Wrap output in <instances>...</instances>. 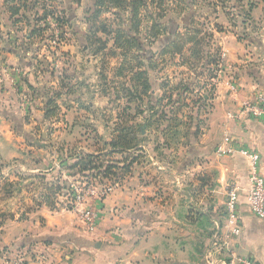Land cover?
Segmentation results:
<instances>
[{
    "label": "crops",
    "instance_id": "0c3cea01",
    "mask_svg": "<svg viewBox=\"0 0 264 264\" xmlns=\"http://www.w3.org/2000/svg\"><path fill=\"white\" fill-rule=\"evenodd\" d=\"M127 1L131 5V0ZM57 3L53 8L65 14L64 37L58 49L63 57L52 62L48 49L40 43L51 27L47 23L41 26L42 10L47 5L41 0H0V163L22 168L30 180L42 184L44 194L53 186L75 179L78 169L90 161L97 166L118 167L125 174L121 187L105 200L101 221L92 233L64 208L45 203L36 206L32 201L28 207L19 205L17 212L26 210V216H13L3 223L0 264H207L210 249L211 259L221 264L212 245L221 229L225 232L226 222L223 224L218 213L224 204V167L220 160L208 156L220 145L223 134L228 135L235 143L261 155L264 175V120L249 117L241 109L244 101L264 94V33H257L259 37L249 41V35L241 40L228 32H215L213 40L218 51L226 53L225 66L217 69V52L209 49L214 60L206 65L198 62L199 65L186 66L191 72L199 67V78L190 82V78L175 79L177 83L170 94L167 86L159 83L157 74L161 70L148 68L150 80L142 79L137 63L141 53H128L121 47L113 49V55L122 60L114 69L115 76L99 75L96 79L93 63L84 61L85 54H98L92 52L96 36L90 33L84 19L83 28L76 24L77 13L84 15L96 2ZM130 11L128 20L136 21L132 6ZM165 20H170L178 31L169 30V25L157 41L160 47L151 52L154 58L169 47L177 32L188 31L194 22L188 11L180 16L169 15ZM105 37L102 40L107 42L112 39L113 48V37ZM184 53L176 56L181 58ZM131 58L135 62L128 61ZM153 62H149L151 67ZM5 67L11 69L9 77L3 74ZM16 70L23 73L18 75ZM118 78H126L129 87L126 90L124 85V96L119 97L117 92L114 100H125L122 113L117 115L121 126L115 131L104 119L116 113L111 104V80ZM96 80L100 81L99 91L95 90ZM145 80L149 89H145ZM210 84L214 86L213 94L203 96L210 107L208 114L204 112L198 120L195 108L189 111L194 115L189 117L190 138L183 155L179 145L165 146L162 134L173 132L170 123L175 116L171 110L178 101L190 102L198 91H209ZM230 84L237 90L232 91ZM185 86L187 91L182 90ZM149 102L152 106H166L167 120L157 127L152 125L154 120L150 124L143 121L150 117L145 114ZM229 113L235 119L229 118ZM179 116L186 119V113ZM197 120L202 121L196 123ZM124 121L129 123L127 127ZM143 128L146 135L159 134L158 146L149 141L138 151L139 156H150H135L137 160L132 162L134 155L128 152L110 151L111 135L136 133L138 129L144 135ZM160 149L167 158L159 155ZM229 161L227 181L235 182L239 190L242 232L228 244L233 245L238 256L264 264V221L255 217L247 204L248 161L241 155ZM209 171L214 175L209 177Z\"/></svg>",
    "mask_w": 264,
    "mask_h": 264
},
{
    "label": "rangeland",
    "instance_id": "374dc122",
    "mask_svg": "<svg viewBox=\"0 0 264 264\" xmlns=\"http://www.w3.org/2000/svg\"><path fill=\"white\" fill-rule=\"evenodd\" d=\"M41 1L44 2V5H47L46 7L44 6V8H47V11H45L44 8L42 10V15L44 17H42L41 19V26L46 25L47 23V25L49 24L51 27L47 26L48 29L50 27V31L47 32V37L40 40V43L42 47L44 46L43 49H48L49 54L47 55H50L52 57V62H54L56 59L59 60L63 57L58 49L59 44L64 37L63 26H65V22L63 21V15L65 16V14H62L60 12L59 7L58 11L53 8L55 4L56 6L58 5V0ZM74 1L76 3H80L82 0ZM94 1L97 3V0ZM105 1L106 4L102 6V13L99 16H95V12L97 11L96 6L92 8V10L90 9V11L85 10L86 13H84V15L83 13L81 14V12L76 11V13H79H77L79 23L76 24L79 27L83 28L84 25L82 23V20L84 19V21L87 22L88 25H90V33L92 32L93 36H96V38L92 39V46H94V50H92V52L95 51L98 54L93 55L90 52L88 54H85L84 58V61L88 60L90 63H93L94 69L98 74L96 75V79L99 78V75L101 77L115 76L114 69L118 66L119 61L122 60L120 57L113 55V49L115 47H121L123 51L128 53H131L132 51H138L141 53V57L138 58L137 63L138 68H141V71H138V73H142V79L148 77V80H150L148 68H151V70L154 71L161 70L157 74L159 77V83H161V85L167 86L165 88L169 89L170 94L175 87L174 85L177 83L175 79L181 80L183 78H190V82L193 79L195 80L199 78L198 72L202 71L201 69L199 70V67L197 71L195 70L194 72H191L186 69V66H192V63L195 65H199L198 62H200V64L202 63L206 65V63H209V60H214L213 57H215V55H218L216 58L217 62L221 60L222 55L223 53H225V51H218L217 43H215V39L213 40V35L216 34L215 32H228L239 36L241 40H246V36L249 35V41H252L253 39L256 40V37H259L257 33H264V0H144V5H142L139 9L140 13L138 16V20L133 22L128 20V16L131 13V5L127 0H124L125 2L121 3H118L116 0H114V2H111V0ZM183 9H185L184 11H188L193 15L194 22L192 28H189L188 31L185 30L186 32H177V36L173 39V41L169 43V47L166 49L167 52H161V54L156 56L157 58L152 57L151 52L153 51V49L160 47V44L157 43V41L160 36L167 32L169 25V30L178 31V29H174L175 26H173V23H171L170 20H165V18L169 15L180 16L184 12ZM116 13H118L117 16L115 15ZM154 23L161 25V28L157 27L153 29ZM65 28L69 29V27L67 26ZM40 30L43 31L44 28L42 27L40 28ZM118 30H120L121 38L119 44H116V40L118 38V33L116 31ZM105 34L108 35V39H110V37H113V40H115L113 48L112 39L109 40V42L102 40L107 38L105 37ZM123 36L125 38H123ZM168 40H170V38ZM165 42L166 41L162 42V44H165ZM172 43H174L173 46H171ZM107 45L108 48L106 49ZM188 49L190 52H188ZM209 49L210 51H213L212 53H217L212 57L209 54ZM57 51L59 55L56 54ZM181 53H184L183 55H181L183 57L179 58L176 56V54ZM163 56L165 57L163 58ZM151 60L154 61L152 67L151 65H149V62ZM128 61L135 62L133 58L129 59ZM139 61L143 63V69L142 67H140L141 65ZM218 63L216 65L217 69H222L218 68ZM53 64V69H56L55 67H57V65L55 63ZM183 66L186 70L182 69ZM208 77L213 78L214 75L209 74ZM126 81V78H122L121 80L120 78H118V81L111 80V94L113 97V103L111 104L116 113H112L110 117L108 116V119L104 120L109 123L112 126V130L115 131L119 130V125L121 126V119L118 116L123 111L125 105L123 102L125 100L122 99L120 103L114 100L118 96L117 92L119 93V97L124 96L123 94H125V90L123 89V86H126V90L129 87L127 86L129 84ZM201 82L206 83L207 81ZM96 84L97 85L95 86V90L99 91L100 88L98 87V84H100V81L96 80ZM212 84L214 85V82H212ZM212 84H210L208 87L209 91H198V93L195 94L193 101L188 102L187 99H182L178 101L179 104L176 105L174 110H171V113L173 114V116H175V118L171 117L172 121L170 123L172 125L173 132L171 134H162L166 141L164 143L165 146H170V143H173V145H179L180 148H182L183 155V151H185L187 147L186 145H188L187 141L190 138V135L188 134V128L190 124L189 117L191 115H194L189 111L191 107H194L195 109L193 110L197 112L198 120L200 119V115V117H203L204 112L205 114H208L207 112H209L208 110H210V107L206 105L207 101L204 100L203 96H205L206 93H208V96L213 94L212 91L214 89V86ZM182 89H185V87ZM167 103L168 101L165 102V104ZM148 104L149 107L147 106L145 114L147 113L148 115H150V117H146L143 121L144 123H147L150 120H154L155 122L152 125L157 127L160 125V123H162V121H165L166 119V117H161V115L166 112V110L164 109L166 108V106L163 107V105H165L164 103H161L160 106H157L156 104L152 106L150 102ZM179 113L182 115L186 113V119L184 118L185 116H179ZM234 116L235 115H233L232 113H229V118L233 119ZM198 120L196 121V123H200L202 121ZM123 123V125H126V127L129 125L127 121H124ZM145 131L146 129L143 128V132L145 133L144 135L140 132V129H138L136 133H114L113 135H111V138H113L111 140V144L113 142L122 140L124 149L111 147L110 151H112V153L119 154L122 150H125V153L128 152V154L134 155L132 156V162H135V159L139 156L138 151H142V148L146 147L145 142L153 141V143L158 146L157 142L159 139V134L157 135L155 133L146 135ZM162 135L160 134V137ZM85 136L87 135H83V137ZM227 136L228 135L223 134V139ZM183 144L185 146H183ZM165 146H163V148H166ZM241 146L244 147L243 145ZM216 151L217 148L213 152V154L208 156V158L214 157L215 159L220 160L224 167L222 173V175L224 176V204L218 212L221 221H223L224 224V222H227L228 217V194L233 188H235V182L229 183L227 181L229 180L228 164L230 162V159H235V154L219 157ZM143 155L145 154L140 155L139 158H142L141 156ZM159 155L167 158L166 152L162 149H160ZM135 156L136 158H134ZM147 156H150V154L145 155V157ZM124 174L125 171L122 169L120 170L118 167H115L110 172L111 177L113 179H116L117 181H121ZM213 175L214 171L208 172L209 177ZM30 179L31 178L29 174L22 168H13V166L0 163V238L3 230V223L10 220L13 216L25 218V213L27 211L20 210V212H17L19 210V205L28 207V205L31 206L34 204L37 206L45 203L49 206L54 205V208H63V206L65 205V201L63 200L62 196L66 191L67 185H69L70 181H72L74 178L71 180H67V183L65 182L60 186L57 185L58 187L53 186L52 191L48 194L43 193L42 184H40L38 180L32 181ZM29 201H32L33 204ZM25 207L23 209H25ZM13 211H15V214H13ZM206 222L208 223V221ZM223 238L224 232H222L221 229V232H219L215 237V243L212 245V247H215L212 248V251L213 249H215L214 251L217 256L220 257V260H226L228 258L227 248H224V250H222V248L224 247ZM232 246L233 245L230 244L227 247L233 248ZM210 251L211 249L209 250V252ZM209 252L207 254L211 253Z\"/></svg>",
    "mask_w": 264,
    "mask_h": 264
},
{
    "label": "built area",
    "instance_id": "2783aa9c",
    "mask_svg": "<svg viewBox=\"0 0 264 264\" xmlns=\"http://www.w3.org/2000/svg\"><path fill=\"white\" fill-rule=\"evenodd\" d=\"M225 58L226 53H223L221 60L218 61L219 63L217 62L218 68H222L225 65ZM10 71V68L5 67L3 74L9 77ZM16 73L20 75L23 72L22 70H16ZM229 87L232 91L237 90L234 84H230ZM241 109L249 117L264 120V94L257 96L255 100L244 101ZM216 153L219 157L234 154L241 155L248 161L250 189L247 193V204L250 212L258 219L264 221V175L261 171V155L256 151L242 147L237 142L235 143L229 136L225 137L220 143ZM120 187L121 181H117L111 176L104 177L95 173L86 175L78 173L75 179L67 185L66 191L62 196L65 201L63 208L74 213L81 226L92 233L96 231L101 221V210L105 200ZM239 201V190L235 186L228 194V217L223 238L224 247L222 248V250L227 248L228 258L221 260V264H257L251 259L238 256L234 247H227L229 241L238 237L242 232ZM206 260L207 264H217L215 260L211 259V253L208 254Z\"/></svg>",
    "mask_w": 264,
    "mask_h": 264
},
{
    "label": "trees",
    "instance_id": "16d2710c",
    "mask_svg": "<svg viewBox=\"0 0 264 264\" xmlns=\"http://www.w3.org/2000/svg\"><path fill=\"white\" fill-rule=\"evenodd\" d=\"M118 3L120 2H123V0L122 1H120V0H116ZM111 2H114V0H111ZM106 4V1L105 0H97V3H96V9H97V11L95 12L96 13V15L95 16H99L102 12H101V10H102V6L103 5H105ZM142 5H144V0H131V6H132V9H133V19L134 20H138V16H139V13H140V11H139V9H140V7L142 6ZM157 27H159V28H161V25H158V24H155L154 23V26H153V29H155V28H157ZM117 33H118V38H117V40H116V44H119V42H120V38H121V33H120V30H118V31H116ZM123 38H125L124 36H123ZM174 45V43H172V45L171 46H173ZM165 53L167 52V50H165L164 51ZM184 88V87H183ZM186 86H185V89H182L183 91L185 90V91H187L186 90ZM145 89H149V83H148V81H145ZM161 117H167V114H166V112L165 113H163L162 115H161ZM173 120H175V119H173ZM122 143H123V141L121 140H119V141H117V142H113L111 145H112V147L113 148H117V149H120V148H123L124 146L122 145ZM124 149V148H123ZM125 150H122L121 152H124ZM115 167H113V166H110V165H107V166H97L96 164H94V161H90V163L89 164H87L86 166H82V167H80L79 169H78V173L79 174H82V175H86V174H88V173H95V174H98V175H103L104 177H109V176H111L110 175V172L114 169ZM63 189V188H62Z\"/></svg>",
    "mask_w": 264,
    "mask_h": 264
}]
</instances>
